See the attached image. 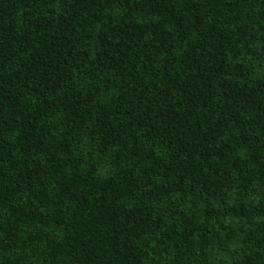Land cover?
<instances>
[{
    "label": "trees",
    "instance_id": "1",
    "mask_svg": "<svg viewBox=\"0 0 264 264\" xmlns=\"http://www.w3.org/2000/svg\"><path fill=\"white\" fill-rule=\"evenodd\" d=\"M0 264H264V0H0Z\"/></svg>",
    "mask_w": 264,
    "mask_h": 264
}]
</instances>
